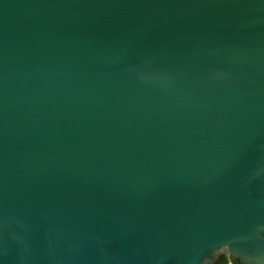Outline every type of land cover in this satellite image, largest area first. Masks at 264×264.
<instances>
[{
    "label": "water",
    "instance_id": "obj_1",
    "mask_svg": "<svg viewBox=\"0 0 264 264\" xmlns=\"http://www.w3.org/2000/svg\"><path fill=\"white\" fill-rule=\"evenodd\" d=\"M264 264V0H0V264Z\"/></svg>",
    "mask_w": 264,
    "mask_h": 264
},
{
    "label": "trees",
    "instance_id": "obj_2",
    "mask_svg": "<svg viewBox=\"0 0 264 264\" xmlns=\"http://www.w3.org/2000/svg\"><path fill=\"white\" fill-rule=\"evenodd\" d=\"M232 262H233V264H241L240 261L237 258H234V257H232ZM213 264H228V261L226 259V256L223 255L220 260H218L216 263H213Z\"/></svg>",
    "mask_w": 264,
    "mask_h": 264
},
{
    "label": "rangeland",
    "instance_id": "obj_3",
    "mask_svg": "<svg viewBox=\"0 0 264 264\" xmlns=\"http://www.w3.org/2000/svg\"><path fill=\"white\" fill-rule=\"evenodd\" d=\"M226 259L228 261V264H233L232 257H230L228 254H226Z\"/></svg>",
    "mask_w": 264,
    "mask_h": 264
},
{
    "label": "flooded vegetation",
    "instance_id": "obj_4",
    "mask_svg": "<svg viewBox=\"0 0 264 264\" xmlns=\"http://www.w3.org/2000/svg\"><path fill=\"white\" fill-rule=\"evenodd\" d=\"M222 256H223V255H220V257L218 258V260H220V259L222 258ZM218 260H217V261H218Z\"/></svg>",
    "mask_w": 264,
    "mask_h": 264
}]
</instances>
